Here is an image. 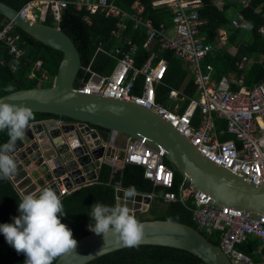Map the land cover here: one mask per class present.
I'll use <instances>...</instances> for the list:
<instances>
[{
    "label": "built area",
    "instance_id": "obj_1",
    "mask_svg": "<svg viewBox=\"0 0 264 264\" xmlns=\"http://www.w3.org/2000/svg\"><path fill=\"white\" fill-rule=\"evenodd\" d=\"M236 1L245 8L251 0ZM71 3L77 9L86 10L83 19L89 24L92 23V15L97 13L116 18L112 34L122 43L113 49H107L102 43L98 45L96 54L104 52L111 55L116 58V64L107 74L94 71L91 64L85 67L89 77L81 86L75 87L77 91L125 99L153 109L215 163L251 183H264V79L248 86L243 74L232 73L219 79L212 76L213 66L206 63V59L229 46L232 32L227 26H221L217 29L216 40L207 41L201 33L206 24V19L199 13L202 0H153L154 8L171 11L170 19L159 23L143 16L145 6L141 0L134 1L132 11L124 10L114 0H30L19 13L30 20L45 23L47 16L51 15L53 23L59 26L64 10ZM212 3L223 10L226 0H212ZM127 19L133 20L134 28L143 26L146 33L143 48L150 54L141 66L136 65L137 43L124 35ZM229 26L240 30L250 28L241 10L230 17ZM258 30L264 35V24ZM0 43L8 48L12 56L10 68L16 71L23 62L26 49L20 43V34L12 20L0 23ZM155 46L161 52L171 51L186 65L194 78V96L187 94L185 87L170 88L167 104L157 100V88L167 77L168 61L166 58L157 59ZM257 61L264 70V51ZM248 63L252 61L246 55L235 61L238 69H243ZM40 67V63L35 62L34 69ZM35 76L33 70L30 77ZM222 121L225 122L224 127L220 126ZM91 128L96 129L94 126ZM225 132L235 137L221 138ZM103 134L107 138L117 135L113 131ZM148 139L147 136H127L124 161L143 166L144 176L155 186H163L166 190L163 195L155 191L142 194L150 197V201L161 198L165 203L181 201L185 205L193 201L194 206L190 209L196 227L205 235L217 233L219 245L232 264H264V214L254 215L252 211L241 208L216 206L212 196L195 190L186 176H183L178 192L174 191L175 174L166 161L167 150L161 144L151 145ZM116 160L117 156H114L112 161ZM57 186L59 197L75 189H69L62 182ZM147 211H134V216L138 219V212ZM142 216L144 219L154 217L151 213ZM250 238L259 240L250 253L238 248Z\"/></svg>",
    "mask_w": 264,
    "mask_h": 264
},
{
    "label": "water",
    "instance_id": "obj_2",
    "mask_svg": "<svg viewBox=\"0 0 264 264\" xmlns=\"http://www.w3.org/2000/svg\"><path fill=\"white\" fill-rule=\"evenodd\" d=\"M0 13L27 34L63 53L50 86L18 89L0 96V102L59 116L29 122L24 139L16 142L11 153L17 168L23 169L35 184L30 193L48 187L58 194V182L69 189L77 188L98 179L105 164L124 168L126 142L119 145L116 137L107 138L101 127L124 136H147L151 145L161 144L167 150L166 161L173 170L186 176L195 190L211 195L216 206L264 214V183H251L215 163L153 109L125 99L77 91L75 81L82 67L81 58L71 37L59 26L25 18L2 0ZM92 126L96 129L92 130ZM114 156H117L115 162ZM10 179L20 195H26ZM149 203L150 197L140 192L116 189V204L126 206L133 215L134 211L149 210ZM137 220L143 224L138 245L181 248L206 264H232L220 245L193 225L164 218ZM125 247L128 246L116 243L111 233L103 236L90 232L77 239L74 251L57 258L54 264H86Z\"/></svg>",
    "mask_w": 264,
    "mask_h": 264
},
{
    "label": "trees",
    "instance_id": "obj_3",
    "mask_svg": "<svg viewBox=\"0 0 264 264\" xmlns=\"http://www.w3.org/2000/svg\"><path fill=\"white\" fill-rule=\"evenodd\" d=\"M14 8L20 10L24 4L30 0H2ZM121 8L126 11H132L131 6L135 0H114ZM145 6L143 16L152 18L155 23H159L162 19L170 18L171 11L168 8H154L153 0H141ZM203 4L199 8L202 18L206 19V24L202 28V32L206 35L207 41L213 42L216 38L217 29L220 26H227L232 32L230 42L233 44L240 43L238 54L230 51H218L214 57L206 59L211 62L216 70V77L235 70V60L243 54L256 57V62L252 66L249 76L252 79L249 83L258 81L264 77L262 65L257 62L258 55L264 51V35L259 32V27L264 24V0H251L250 5L242 8L240 5L226 3L223 10H219L212 3V0H202ZM234 8L241 10L249 22V30L233 29L229 26L230 10ZM261 8V11H257ZM85 9H77L73 3L69 4L64 10L60 28L68 34L73 40L75 47L80 55L82 67L75 81V86H81L89 77L85 72V67L91 64V68L101 74L109 73L116 64V58L107 55L104 52L96 54L97 47L102 43L107 49H113L122 45L117 37L112 34L115 27L116 18L106 17L102 13L93 14L92 23L89 24L83 19ZM8 20L0 13V23ZM46 23L52 24L53 18L48 15ZM127 27L124 31L125 37L133 40L138 45L136 54V65L141 66L149 56V51L143 48L145 40V30L142 27L134 28L133 20L127 19ZM16 31L20 34V43L26 49L23 62L16 71L10 68L12 56L9 54L8 48L0 43V96L6 93L10 86L12 91L39 86L35 77H30V73L35 70V62H39L40 71H45L47 75L55 77L59 63L63 57V53L40 40L27 34L16 26ZM244 38V41L241 39ZM164 56L168 61V73L164 80L157 88V100L168 103V92L170 88H182L185 80V92L189 95L195 94V82L193 78L188 76V72L183 62L175 57L171 51H163L159 53V57ZM38 70H35L38 71ZM43 86V85H42ZM139 88V87H138ZM11 91V92H12ZM35 119L38 121L47 118L59 117L56 114L48 112L33 111ZM67 118V117H62ZM69 120V118H67ZM103 132L108 133L109 130L99 127ZM9 140L7 130L0 131V145L5 144ZM174 187L173 190L178 192L180 184L183 182V176L180 172L174 171ZM17 186L25 193H29V187L32 183L26 172L17 168V172L12 176ZM122 187L132 191L146 193L155 191L159 195H163L165 187L154 185L153 181L144 176V167L137 164H126L124 168L115 169L110 165H103L98 179L89 183L80 185L73 189L69 194L60 197L64 206L65 215L61 217V222L66 224L73 233L74 239L90 233L88 225L92 223L90 213L91 206L96 202L108 206L116 205V189ZM22 196L14 186L10 178L0 179V224L12 223V218L19 215L18 206ZM156 200L161 201L160 198ZM193 201H189L187 205L181 201L167 203L160 217L184 222L196 227L193 221L192 211ZM144 219V218H141ZM205 234V232H204ZM210 241L219 244L217 233L207 234ZM259 244V240L250 238L246 243L238 245V248L250 253L251 249ZM25 255L17 253L16 250L7 243L3 233H0V264H24ZM56 261V260H55ZM53 262V264L55 263ZM86 264H206L201 258L195 254L181 248L141 244L132 247L121 248L100 257H97Z\"/></svg>",
    "mask_w": 264,
    "mask_h": 264
},
{
    "label": "clouds",
    "instance_id": "obj_4",
    "mask_svg": "<svg viewBox=\"0 0 264 264\" xmlns=\"http://www.w3.org/2000/svg\"><path fill=\"white\" fill-rule=\"evenodd\" d=\"M7 91L11 92L12 88L9 86ZM33 119L31 108L0 102V131L7 130L9 137L7 143L0 145V179L16 174L17 163L11 153L16 142L24 139ZM91 209L89 231L103 236L111 233L116 243L128 247L139 244L143 224L126 206L96 202ZM18 211L19 215L12 218V223L0 224V233L18 254L25 255L24 264H53L57 258L76 249L77 240L73 238L72 230L61 222L65 211L55 190L44 187L24 195Z\"/></svg>",
    "mask_w": 264,
    "mask_h": 264
},
{
    "label": "crops",
    "instance_id": "obj_5",
    "mask_svg": "<svg viewBox=\"0 0 264 264\" xmlns=\"http://www.w3.org/2000/svg\"><path fill=\"white\" fill-rule=\"evenodd\" d=\"M134 3V2H133ZM226 3H231V4H237V5H239V3L236 1V0H226ZM117 4V3H116ZM241 7V6H240ZM233 10V11H232ZM232 10H230V14H231V16H233V15H235V13L237 12V10L238 9H236V8H234L233 7V9ZM230 16V17H231ZM152 19V18H151ZM170 18H166V19H164V20H169ZM163 20V19H162ZM154 21V20H153ZM139 27H142L143 28V26H139ZM139 27H137V28H139ZM221 27V26H220ZM203 28V27H202ZM144 30V29H143ZM240 30V29H239ZM201 33L202 34H204L203 32H202V30H201ZM205 35V34H204ZM206 36V35H205ZM145 37H146V33H145ZM215 40H216V38H215ZM145 41V40H144ZM241 41H244V38L243 39H241ZM214 42V41H213ZM239 46H240V43H237V44H233V43H231L230 42V44H229V46L226 48V49H223V50H225V51H230V52H232V53H236L237 51H238V49H239ZM154 50L155 51H157V53H158V58L157 59H159V58H165L164 56H162V57H159V53L161 52V51H159L158 49H157V47L155 46V48H154ZM148 51V50H147ZM222 51V50H221ZM262 53V52H261ZM260 53V54H261ZM149 54H150V51H149ZM237 54H238V52H237ZM259 54V55H260ZM244 55H246V56H248L249 58H250V60L252 61V63H248L243 69H238L237 67H236V65H235V70H233V71H229V72H227V73H225V74H222V75H220L219 77H216V70H215V67H214V65L211 63V62H207L206 61V63H210V64H212V66H213V71H212V76L215 78V79H219V78H221L223 75H230V74H232V73H236L237 75H241V74H243L244 75V80H245V83H246V85H248V86H252V85H254L256 82H259L260 80H263L264 79V77L263 78H261V79H259L258 81H254L253 83H249V80L250 79H252V77H251V75L249 76V72L251 71V69H252V66L254 65V63L256 62V57H252V56H249L248 54H243V55H241L240 57H238L237 59H240L241 57H243ZM258 55V56H259ZM167 59V58H166ZM236 59V60H237ZM235 60V61H236ZM257 60H258V57H257ZM257 62H259V61H257ZM261 64V63H260ZM183 65H184V67L186 68V70H187V72H188V76L189 77H191V78H193V76L191 75V74H189V71H188V69H187V67H186V65L183 63ZM262 68H263V66H262ZM169 69V68H168ZM193 80H194V78H193ZM186 83H188V81L187 80H185L184 81V83H183V86L182 87H186L187 85H186ZM177 89V88H176ZM178 89H180V88H178ZM188 94V93H187ZM195 95V94H194ZM194 95H192V96H194ZM196 123H197V119H196ZM220 126H222V127H224L225 126V122L224 121H222L221 122V125ZM220 137L221 138H234L235 136L232 134V133H228V132H225V133H223L222 135H220ZM116 140H117V143L119 144V145H121V144H123V143H125L126 141H127V136H124V135H121V134H117L116 135ZM35 188V187H34ZM30 193V192H29ZM161 199V198H160ZM154 204H157L158 206H160V208H161V213L164 211V209H165V207H166V205H167V203H165L162 199H161V201H159V200H156V199H154V200H152V201H150V203H149V210L147 211V212H145V213H142V215L144 214H148V213H151V214H153V215H155V217H156V214L152 211V207H153V205ZM138 214H141V212H138ZM138 214H137V216H138ZM147 216V215H146Z\"/></svg>",
    "mask_w": 264,
    "mask_h": 264
},
{
    "label": "rangeland",
    "instance_id": "obj_6",
    "mask_svg": "<svg viewBox=\"0 0 264 264\" xmlns=\"http://www.w3.org/2000/svg\"><path fill=\"white\" fill-rule=\"evenodd\" d=\"M233 11V10H232ZM173 33V32H172ZM35 70H38V69H35ZM34 70V71H35ZM36 73V76H35V78L37 79V83H38V85L39 86H50L52 83H53V81H54V77H52V76H49V75H47V73H45V72H43V70L42 71H40V70H38V71H36L35 72ZM43 73H45V77H42V74ZM32 182V181H31ZM31 186L29 187V189H31V191H33L34 190V183H31L30 184ZM30 191V192H31ZM152 209V211L156 214V217L157 216H159L160 217V215H161V208H160V206H158L157 204H154L153 205V207L151 208ZM163 214V213H162ZM154 217L153 218H155V215H153ZM137 218L139 219V218H143V216H142V214H138V216H137Z\"/></svg>",
    "mask_w": 264,
    "mask_h": 264
},
{
    "label": "flooded vegetation",
    "instance_id": "obj_7",
    "mask_svg": "<svg viewBox=\"0 0 264 264\" xmlns=\"http://www.w3.org/2000/svg\"><path fill=\"white\" fill-rule=\"evenodd\" d=\"M106 133V132H105ZM107 134V133H106Z\"/></svg>",
    "mask_w": 264,
    "mask_h": 264
}]
</instances>
